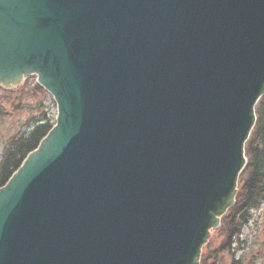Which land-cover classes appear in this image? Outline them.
<instances>
[{"label":"water","instance_id":"obj_1","mask_svg":"<svg viewBox=\"0 0 264 264\" xmlns=\"http://www.w3.org/2000/svg\"><path fill=\"white\" fill-rule=\"evenodd\" d=\"M30 74L58 114L0 187V264H198L264 94V0H0V85Z\"/></svg>","mask_w":264,"mask_h":264},{"label":"trees","instance_id":"obj_2","mask_svg":"<svg viewBox=\"0 0 264 264\" xmlns=\"http://www.w3.org/2000/svg\"><path fill=\"white\" fill-rule=\"evenodd\" d=\"M31 89L37 91L34 95H40L38 106L42 111L43 107L46 106L43 98L48 93L36 81H26L22 86L11 91L0 87V96H2L0 99H14L18 94L30 92ZM3 103L4 101L0 100V104L3 105ZM41 111L38 113V117H35V123L27 133H21L9 139L0 159V186L7 181L20 166L25 156L38 146L40 140L53 127L54 116L48 115L46 110ZM256 115V124L245 147L248 162L244 177L240 179L236 206L223 217L221 227L215 231L223 238L220 241L219 251L211 250L213 261L208 263V257L205 256L202 259V264H220L221 253L225 250L230 251L235 239L241 233V226L245 217H237L236 215L244 209L257 208L264 202V96L260 98L256 106ZM241 260L233 258L230 264H241Z\"/></svg>","mask_w":264,"mask_h":264},{"label":"rangeland","instance_id":"obj_3","mask_svg":"<svg viewBox=\"0 0 264 264\" xmlns=\"http://www.w3.org/2000/svg\"><path fill=\"white\" fill-rule=\"evenodd\" d=\"M26 81H36V76L32 75ZM36 92L31 89L30 92L18 94L14 99H0L4 101L3 105L0 104V159L12 136L27 133L33 127L35 117H38V113L41 111L38 106L40 95H34ZM52 98L53 96L49 93L43 98L44 104L47 106V108L44 106L43 110H46L48 115L57 113L56 102ZM245 170L243 169L240 173V178L244 177ZM245 216H247L245 217V224L241 226V239L243 241L240 243L242 245L234 252V256L237 258L243 256L245 264H264V204L258 208H251ZM219 240L220 238L212 234L208 238L211 247H217ZM229 260V254L222 256L224 263L229 262Z\"/></svg>","mask_w":264,"mask_h":264},{"label":"flooded vegetation","instance_id":"obj_4","mask_svg":"<svg viewBox=\"0 0 264 264\" xmlns=\"http://www.w3.org/2000/svg\"><path fill=\"white\" fill-rule=\"evenodd\" d=\"M242 264V263H241Z\"/></svg>","mask_w":264,"mask_h":264}]
</instances>
